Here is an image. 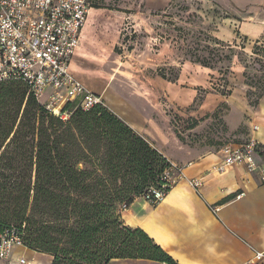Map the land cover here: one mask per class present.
Segmentation results:
<instances>
[{"label":"trees","instance_id":"obj_1","mask_svg":"<svg viewBox=\"0 0 264 264\" xmlns=\"http://www.w3.org/2000/svg\"><path fill=\"white\" fill-rule=\"evenodd\" d=\"M197 63L210 68L204 59ZM62 108L67 119L24 83H0V223L26 224V247L52 264H174L123 219L125 206L162 181L169 161L103 103L89 111L78 102Z\"/></svg>","mask_w":264,"mask_h":264},{"label":"rangeland","instance_id":"obj_2","mask_svg":"<svg viewBox=\"0 0 264 264\" xmlns=\"http://www.w3.org/2000/svg\"><path fill=\"white\" fill-rule=\"evenodd\" d=\"M122 3L97 2L93 25L100 28L89 38L90 60L80 66L90 84L107 82V93H92L134 124L152 119L166 128L159 119L166 112L187 145L219 149L246 141L264 85V7L250 4L240 12L210 0H176L151 15L140 7L117 9ZM114 10L135 15L124 20Z\"/></svg>","mask_w":264,"mask_h":264},{"label":"crops","instance_id":"obj_3","mask_svg":"<svg viewBox=\"0 0 264 264\" xmlns=\"http://www.w3.org/2000/svg\"><path fill=\"white\" fill-rule=\"evenodd\" d=\"M80 36V46L72 58L71 73L85 88L96 95L107 93L101 87L90 84L81 66L88 62L89 38L97 34V2ZM176 0H136V6L126 5V0L117 7L128 11L143 9L147 14L167 10ZM224 8L235 7L242 11L250 4L264 7V0H210ZM143 7V8H142ZM124 20H131L133 12L114 10ZM139 11V12H140ZM264 36V32H263ZM246 37H249L248 35ZM131 39V38H129ZM92 42V40H91ZM208 69V68H206ZM196 100V99H195ZM248 122L247 140L255 139L264 147V96L253 108ZM166 126L152 119L128 123L138 135L146 138L170 162L186 166L188 180H199V187L188 181L179 182L169 196L158 206H152L140 198L123 212V219L132 228L149 235L176 264H246L254 260L256 253L264 252V181L259 172H249L243 164L219 172L225 158L223 147L187 145L177 136L166 112L159 119ZM124 121V120H123ZM259 126L257 132L253 125ZM199 126L190 131H195ZM260 162V159H258ZM11 260L0 264H19L18 256L32 254L29 264H52V257L33 250L15 248ZM28 263V261H27ZM110 264H162L149 260H112Z\"/></svg>","mask_w":264,"mask_h":264},{"label":"built area","instance_id":"obj_4","mask_svg":"<svg viewBox=\"0 0 264 264\" xmlns=\"http://www.w3.org/2000/svg\"><path fill=\"white\" fill-rule=\"evenodd\" d=\"M95 3L96 0H0V83H24L29 94L63 119L68 118L62 114L67 103L78 102L86 111L102 104L71 73L72 58ZM48 91L51 94L43 102ZM258 130L259 126L254 124L253 131ZM222 151L225 158L219 172L243 164L249 172H259L264 181V147L258 141L228 144ZM169 164L162 181L151 186L141 200L158 206L181 181L200 186L199 180H188L185 173L188 165ZM25 231L26 224L19 227L0 223V261L11 260L15 248L28 249ZM18 262L27 264L22 255L18 256ZM246 264H264V252L256 253L254 260Z\"/></svg>","mask_w":264,"mask_h":264}]
</instances>
